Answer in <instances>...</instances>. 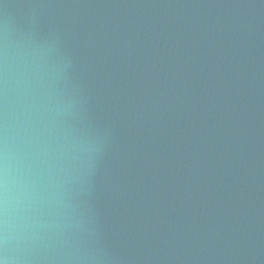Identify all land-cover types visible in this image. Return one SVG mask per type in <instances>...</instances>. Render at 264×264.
Here are the masks:
<instances>
[{
  "label": "water",
  "instance_id": "95a60500",
  "mask_svg": "<svg viewBox=\"0 0 264 264\" xmlns=\"http://www.w3.org/2000/svg\"><path fill=\"white\" fill-rule=\"evenodd\" d=\"M0 259L264 264V0H0Z\"/></svg>",
  "mask_w": 264,
  "mask_h": 264
},
{
  "label": "clouds",
  "instance_id": "9594fccd",
  "mask_svg": "<svg viewBox=\"0 0 264 264\" xmlns=\"http://www.w3.org/2000/svg\"><path fill=\"white\" fill-rule=\"evenodd\" d=\"M0 264H8V261L6 259H0Z\"/></svg>",
  "mask_w": 264,
  "mask_h": 264
}]
</instances>
